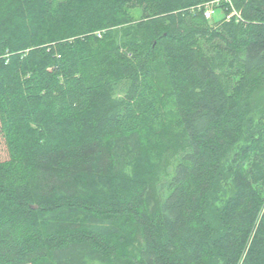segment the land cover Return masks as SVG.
Instances as JSON below:
<instances>
[{
	"label": "trees",
	"instance_id": "1",
	"mask_svg": "<svg viewBox=\"0 0 264 264\" xmlns=\"http://www.w3.org/2000/svg\"><path fill=\"white\" fill-rule=\"evenodd\" d=\"M261 88L264 0H0V264H264Z\"/></svg>",
	"mask_w": 264,
	"mask_h": 264
},
{
	"label": "rangeland",
	"instance_id": "2",
	"mask_svg": "<svg viewBox=\"0 0 264 264\" xmlns=\"http://www.w3.org/2000/svg\"><path fill=\"white\" fill-rule=\"evenodd\" d=\"M215 7V6H214ZM130 15H132L133 19L135 21H138L142 16V10L139 8L130 9L129 10ZM223 17V11L220 8H215L213 16L210 18L211 21H218ZM251 104H252V112L251 115L253 116L256 122L261 121V119L264 120L263 116V110H264V88L258 89L253 93V96L251 98ZM263 117V118H262ZM250 133L246 130V135L243 136L242 141L234 148L229 150V156L225 159L223 164V172H222V180H221V186L219 187L218 191L214 193L216 194V204L221 205L223 201H225L228 196L233 192V187L231 184V177H229V166H231L232 157L236 151H238L244 144L250 142L249 138ZM215 213L217 212L216 205L214 206ZM128 247L124 246L121 250L120 257L116 258L114 261V264H129L130 258L128 255Z\"/></svg>",
	"mask_w": 264,
	"mask_h": 264
},
{
	"label": "built area",
	"instance_id": "3",
	"mask_svg": "<svg viewBox=\"0 0 264 264\" xmlns=\"http://www.w3.org/2000/svg\"><path fill=\"white\" fill-rule=\"evenodd\" d=\"M213 13H214V8L212 7V5H208L206 10H205V16L207 18H211L213 16Z\"/></svg>",
	"mask_w": 264,
	"mask_h": 264
}]
</instances>
